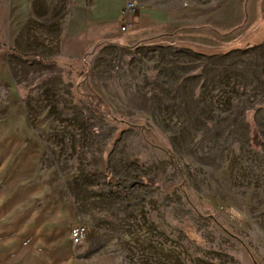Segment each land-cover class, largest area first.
<instances>
[{
	"label": "rangeland",
	"instance_id": "rangeland-1",
	"mask_svg": "<svg viewBox=\"0 0 264 264\" xmlns=\"http://www.w3.org/2000/svg\"><path fill=\"white\" fill-rule=\"evenodd\" d=\"M139 5L79 59L0 28V264H264V0Z\"/></svg>",
	"mask_w": 264,
	"mask_h": 264
},
{
	"label": "crops",
	"instance_id": "crops-1",
	"mask_svg": "<svg viewBox=\"0 0 264 264\" xmlns=\"http://www.w3.org/2000/svg\"><path fill=\"white\" fill-rule=\"evenodd\" d=\"M128 1L130 0H0V28L9 25L6 19L12 21L10 27L15 26L13 21L20 18L21 13L23 18H39L36 15L39 7L46 13L57 9L62 14L56 18L59 21L53 23L59 27V33L53 42L55 49L69 58L79 59L102 42H121L122 10ZM131 1L138 5L141 3V0ZM139 6L140 14L133 19L131 26L134 28L133 34L128 37L131 40L146 34L139 33L137 27L142 30L146 23L151 22L148 12H145L149 7ZM45 15V18H51V15ZM4 48L5 44L0 37V53Z\"/></svg>",
	"mask_w": 264,
	"mask_h": 264
},
{
	"label": "built area",
	"instance_id": "built-area-1",
	"mask_svg": "<svg viewBox=\"0 0 264 264\" xmlns=\"http://www.w3.org/2000/svg\"><path fill=\"white\" fill-rule=\"evenodd\" d=\"M140 11V7L134 2H127L122 10L123 25L121 32H126L133 25V19ZM86 230L84 226L78 225L70 228L69 236L73 244H79L84 238Z\"/></svg>",
	"mask_w": 264,
	"mask_h": 264
},
{
	"label": "trees",
	"instance_id": "trees-1",
	"mask_svg": "<svg viewBox=\"0 0 264 264\" xmlns=\"http://www.w3.org/2000/svg\"><path fill=\"white\" fill-rule=\"evenodd\" d=\"M142 183L148 188H151L153 186V181L152 180L144 179V180H142Z\"/></svg>",
	"mask_w": 264,
	"mask_h": 264
}]
</instances>
